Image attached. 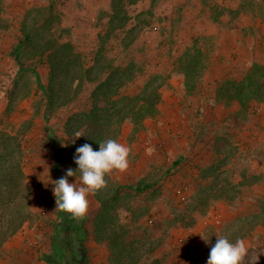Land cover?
<instances>
[{
	"label": "rangeland",
	"instance_id": "374dc122",
	"mask_svg": "<svg viewBox=\"0 0 264 264\" xmlns=\"http://www.w3.org/2000/svg\"><path fill=\"white\" fill-rule=\"evenodd\" d=\"M114 1L128 19L109 33ZM128 2L0 0V26H7L0 27V168L19 162L24 179L17 204L31 216L2 246L0 264H46L45 256L59 261L63 212L56 209L53 182L70 168L61 166L60 148L77 140L64 125L90 109L101 82L86 84L65 108L55 101L48 106V93L29 74L35 70L48 90L49 72L39 60L46 41L67 43L89 60L99 37L108 36L100 39L105 58L114 66L135 63L132 72L141 74L119 95L133 96L147 84L159 88L152 117L135 132L127 120L115 131V140L131 149L128 169L106 176L107 186L88 197L81 242L88 264H115L108 241L94 229L100 215L103 230L131 244L121 264L136 258L134 264H192L203 255L205 236L234 230L264 209V98L242 107L216 97L217 88L227 82L230 89L253 63L264 69V0ZM23 27L35 31L17 63L11 54ZM187 52L199 64L185 81L180 60ZM59 81H52L54 95ZM4 135L11 140L1 141ZM68 179L79 183V173ZM258 235L264 238V231Z\"/></svg>",
	"mask_w": 264,
	"mask_h": 264
},
{
	"label": "trees",
	"instance_id": "16d2710c",
	"mask_svg": "<svg viewBox=\"0 0 264 264\" xmlns=\"http://www.w3.org/2000/svg\"><path fill=\"white\" fill-rule=\"evenodd\" d=\"M136 0H129V4L135 3ZM121 1H114L111 6L109 33L116 29L123 28L126 25L127 13L120 7ZM2 29L7 28L6 25L0 26ZM31 29L25 32V27L21 29V38L17 45L13 48L11 57L17 61L20 59L21 52L30 45V33L34 32ZM108 37V36H103ZM99 37L100 44L93 53V58L86 60L87 55L75 53L69 44H58L55 46L53 41H46L40 48L42 54L39 57L41 66L47 67L49 72L48 90L42 89L39 86L40 78L35 70H30L29 74L38 85V89L45 96L47 93L48 106L51 107L52 101H55L57 107L65 108L72 103L81 94L83 87L86 84H94L98 81L99 84L91 93V107L88 111L71 115L64 125L65 133L68 137H75L79 132L82 136L77 138L75 143H70L67 146L61 147L60 152L63 153L60 160L61 166L70 167L75 170L78 165L74 162L76 148L88 143L91 144L94 150L99 149V142L107 139H115V131H118L120 125L124 121H128L132 125L135 132L137 127L143 125V121L152 117L160 103L159 88H150L147 84L140 92L129 96V94H120L121 87L128 81H134L139 72H132L135 63H129L125 67L114 66L111 60H107L104 54V43ZM46 56V57H45ZM43 61V62H42ZM182 65V73L184 80L187 81L192 77L194 70L199 62L192 54L188 52L184 54L180 60ZM263 75L261 77V72ZM54 79H60L58 82L57 93L54 95L51 86ZM227 82L223 83L216 89L217 100L231 103L236 102L244 107L247 102H260L264 98V69L258 64L253 63L250 68L242 75V78L237 83H233L231 88L225 87ZM41 88V89H40ZM37 90V92H39ZM232 90V91H231ZM46 95V96H48ZM119 97V98H118ZM102 101L103 106H98L97 102ZM126 102V103H125ZM120 116L119 120L113 121V116ZM31 125V124H29ZM115 126V127H114ZM119 132V131H118ZM12 136L4 135L3 140H11ZM68 150L66 153L65 150ZM24 173L19 162L13 161L9 167L0 168V207L2 214L0 217V251L5 242L11 238L24 223L31 220L29 213L23 211L17 202L20 197L21 188L23 187ZM139 187L141 185L139 184ZM149 188L150 186H146ZM145 186L141 188L144 190ZM140 190V189H139ZM8 214L9 217L3 222V218ZM104 218L100 217L95 222V231L100 232L102 237L108 241L114 255L115 264H121L124 258L129 259L130 245L126 247L125 239H120L117 234L110 230H103ZM62 223L60 230L56 232L60 240L57 244V252L59 261L49 256H45L46 264H88L87 253L81 242L85 240V230L83 220L72 218L69 214H62ZM247 219V220H246ZM102 223V224H98ZM192 225V224H187ZM259 229V230H258ZM264 209L255 218H245V221L234 230L219 231L216 235L205 236V239H210L206 242V247L203 250V255L192 264H207V259L211 250V246L215 244L217 236H227L233 242L236 239H243L249 243L248 254L244 264H264V238L258 234L264 230ZM262 235V234H261ZM82 246V247H81ZM82 251V253H81ZM138 258L133 259L132 263Z\"/></svg>",
	"mask_w": 264,
	"mask_h": 264
},
{
	"label": "clouds",
	"instance_id": "9594fccd",
	"mask_svg": "<svg viewBox=\"0 0 264 264\" xmlns=\"http://www.w3.org/2000/svg\"><path fill=\"white\" fill-rule=\"evenodd\" d=\"M80 136L82 135L79 132L75 134L76 138ZM72 142L75 143V140ZM130 154V147L115 139L99 142L98 150H94L88 143L77 147L74 162L78 168L75 170L69 168L64 176L53 182L56 209L74 219H84L89 208L88 197L107 186L106 176L114 171L123 173L128 169ZM77 173L79 183L76 179L70 183L68 178H76ZM203 239L206 242L210 241ZM247 254L248 248L243 239H236L233 242L227 236H217L215 244L211 246L207 264H244Z\"/></svg>",
	"mask_w": 264,
	"mask_h": 264
},
{
	"label": "crops",
	"instance_id": "0c3cea01",
	"mask_svg": "<svg viewBox=\"0 0 264 264\" xmlns=\"http://www.w3.org/2000/svg\"><path fill=\"white\" fill-rule=\"evenodd\" d=\"M92 209V208H91ZM84 228H86L85 224H84Z\"/></svg>",
	"mask_w": 264,
	"mask_h": 264
}]
</instances>
